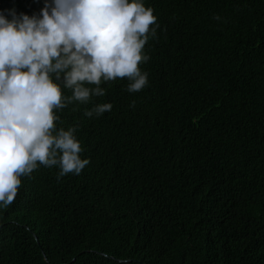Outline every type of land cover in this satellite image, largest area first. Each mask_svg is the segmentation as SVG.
Wrapping results in <instances>:
<instances>
[{
	"label": "trees",
	"instance_id": "trees-1",
	"mask_svg": "<svg viewBox=\"0 0 264 264\" xmlns=\"http://www.w3.org/2000/svg\"><path fill=\"white\" fill-rule=\"evenodd\" d=\"M142 3L158 25L148 85L102 82L103 97L56 110L90 163L21 177L0 207V264H264V0ZM97 103L112 109L86 117Z\"/></svg>",
	"mask_w": 264,
	"mask_h": 264
},
{
	"label": "clouds",
	"instance_id": "clouds-1",
	"mask_svg": "<svg viewBox=\"0 0 264 264\" xmlns=\"http://www.w3.org/2000/svg\"><path fill=\"white\" fill-rule=\"evenodd\" d=\"M11 19L0 12V207L15 202L21 177L39 166L59 169V181L90 163L75 132L57 128L56 110L103 97L102 82L126 79V91L148 85L141 63L157 17L142 0H45L39 15ZM219 19L218 16L214 17ZM158 26V25H157ZM55 77V80L53 79ZM63 89L71 92L65 96ZM91 86V87H90ZM130 107H135L132 101ZM111 103L86 109L88 118L111 111Z\"/></svg>",
	"mask_w": 264,
	"mask_h": 264
},
{
	"label": "water",
	"instance_id": "water-1",
	"mask_svg": "<svg viewBox=\"0 0 264 264\" xmlns=\"http://www.w3.org/2000/svg\"><path fill=\"white\" fill-rule=\"evenodd\" d=\"M141 264H145L144 262H140Z\"/></svg>",
	"mask_w": 264,
	"mask_h": 264
}]
</instances>
